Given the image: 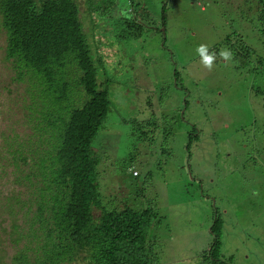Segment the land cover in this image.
<instances>
[{
  "label": "rangeland",
  "instance_id": "rangeland-1",
  "mask_svg": "<svg viewBox=\"0 0 264 264\" xmlns=\"http://www.w3.org/2000/svg\"><path fill=\"white\" fill-rule=\"evenodd\" d=\"M79 1L85 28L102 39L93 54L107 61L101 77L110 111L93 144L102 202L157 210L162 264H197L211 242L213 214L223 219L222 252L230 264H264V28L256 26L255 0H133L131 7L122 0L127 7L107 15L92 10L104 0ZM127 8L142 33L117 39L103 18H121ZM201 44L216 54L211 70L196 51ZM238 45L255 50L257 71L236 68ZM5 46L0 27L1 156L3 132H31L27 79L6 60ZM224 49L230 60L219 55ZM143 119L149 129L140 128ZM12 188L0 165V239L12 229L2 209ZM26 243L0 242L9 255L4 262L12 264L10 255Z\"/></svg>",
  "mask_w": 264,
  "mask_h": 264
},
{
  "label": "trees",
  "instance_id": "trees-1",
  "mask_svg": "<svg viewBox=\"0 0 264 264\" xmlns=\"http://www.w3.org/2000/svg\"><path fill=\"white\" fill-rule=\"evenodd\" d=\"M103 4L92 10L107 15L115 7L114 0ZM79 5V0H0L5 58L20 79H27L31 99L26 106L31 132L24 137L3 132L0 165L13 188L4 195L2 209L12 229L0 242L26 239V247L10 255L12 264H162L155 230L163 222L157 210L101 200L100 159L93 144L109 115L111 96L101 77L107 61L92 50L102 39L96 29L85 28L89 23L82 16L83 25ZM255 7L256 26L264 28V0H255ZM103 19L117 39L142 33L141 24L132 25L133 15ZM109 32L104 38L112 39ZM236 47V68L257 71L255 50ZM141 122L140 128L149 129L145 119ZM94 208L101 210L99 216ZM212 220L211 242L197 264H230L222 252L223 219L213 214ZM7 256L1 249L0 264H9Z\"/></svg>",
  "mask_w": 264,
  "mask_h": 264
},
{
  "label": "clouds",
  "instance_id": "clouds-1",
  "mask_svg": "<svg viewBox=\"0 0 264 264\" xmlns=\"http://www.w3.org/2000/svg\"><path fill=\"white\" fill-rule=\"evenodd\" d=\"M196 51L199 54V56L201 58V62L204 65V67L211 70L213 67V63L216 59V54L215 53H209L208 47L204 44L199 45L197 47ZM219 55L221 57H223L225 60L231 59V52L227 49L221 50Z\"/></svg>",
  "mask_w": 264,
  "mask_h": 264
},
{
  "label": "flooded vegetation",
  "instance_id": "flooded-vegetation-1",
  "mask_svg": "<svg viewBox=\"0 0 264 264\" xmlns=\"http://www.w3.org/2000/svg\"><path fill=\"white\" fill-rule=\"evenodd\" d=\"M115 1V6L117 5V7L118 6H121V7H127V6H122V0H114ZM127 1V5H128V7H131L134 3H132L133 2V0H126ZM104 2L106 3V2H108V0H104ZM121 10V9H120ZM134 16L135 17V13H133L132 11H131V9H128L127 10V12L126 11H123V14H122V17L123 16ZM119 18V17H118ZM149 127V126H148Z\"/></svg>",
  "mask_w": 264,
  "mask_h": 264
},
{
  "label": "built area",
  "instance_id": "built-area-1",
  "mask_svg": "<svg viewBox=\"0 0 264 264\" xmlns=\"http://www.w3.org/2000/svg\"><path fill=\"white\" fill-rule=\"evenodd\" d=\"M133 173H134L135 175H137L139 172H138V170H134Z\"/></svg>",
  "mask_w": 264,
  "mask_h": 264
}]
</instances>
